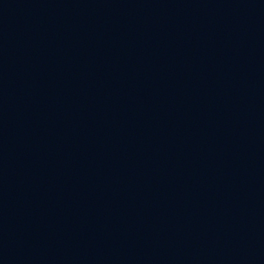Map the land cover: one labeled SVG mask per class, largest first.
I'll return each mask as SVG.
<instances>
[{
  "label": "water",
  "instance_id": "95a60500",
  "mask_svg": "<svg viewBox=\"0 0 264 264\" xmlns=\"http://www.w3.org/2000/svg\"><path fill=\"white\" fill-rule=\"evenodd\" d=\"M221 0H0V264H226Z\"/></svg>",
  "mask_w": 264,
  "mask_h": 264
}]
</instances>
